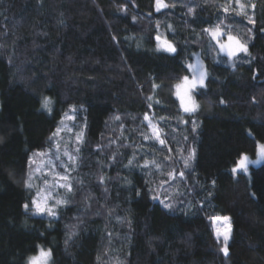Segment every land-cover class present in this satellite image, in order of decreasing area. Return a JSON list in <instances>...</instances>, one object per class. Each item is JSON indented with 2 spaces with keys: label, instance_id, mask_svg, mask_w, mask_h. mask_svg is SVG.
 <instances>
[{
  "label": "trees",
  "instance_id": "obj_1",
  "mask_svg": "<svg viewBox=\"0 0 264 264\" xmlns=\"http://www.w3.org/2000/svg\"><path fill=\"white\" fill-rule=\"evenodd\" d=\"M166 2L175 7L0 0V264H28L40 247L52 250L51 264H264V163L232 173L264 144V0H241L247 15L235 0ZM217 24L247 41L250 55H222L203 31ZM158 34L176 53L156 50ZM196 54L209 75L189 116L174 85ZM65 113L75 117L73 190L55 218L35 215L23 207L33 199L31 160L55 151ZM217 215L231 218L227 257L209 219Z\"/></svg>",
  "mask_w": 264,
  "mask_h": 264
},
{
  "label": "snow or ice",
  "instance_id": "obj_2",
  "mask_svg": "<svg viewBox=\"0 0 264 264\" xmlns=\"http://www.w3.org/2000/svg\"><path fill=\"white\" fill-rule=\"evenodd\" d=\"M235 3L239 5L240 11L237 13L238 15H247L245 11V5L241 3V0H235ZM155 10L157 12H160L162 9H166L169 7H175V4H169L166 2V0H155ZM254 8L255 5H252ZM121 10L126 11V7H121ZM229 9L228 7L224 8V11L227 12ZM193 9H189V12H192ZM151 15V13H149ZM135 19V18H134ZM248 23L255 24V20L251 17L248 18ZM157 28H159V23H157ZM169 29L171 26H168ZM203 31L207 32L213 40L216 41V44L219 47V50L223 52L225 55L229 57V59H235L238 54L249 53V47L247 41H242L237 36L233 35L230 30L225 31L224 28L221 27L220 24H217L211 29H204ZM251 29H248V32L251 33ZM226 36V40H222L221 38ZM157 41L156 50L157 51H165L168 53H176L177 48L174 45V43L169 40L166 36L162 34H158L155 37ZM187 69L191 73V75H185L181 78H179L178 82L174 85L175 88V96L179 100V106L180 109L187 113L189 116H193L195 113H197L200 109V104L197 103L195 96L202 94V89L206 87V80L208 78V72L204 68L203 64L200 61H197L195 64L189 63L187 64ZM153 87H158V85H153ZM149 100L152 99V97H148ZM52 101L48 97H44L42 100V108H44L46 111L51 112L52 109L50 107ZM156 103H160V101H156ZM220 103H225L224 100H221ZM152 105L150 104L149 107ZM73 111H76L75 107L73 106ZM65 118L67 119H74V116H68L67 113H65ZM118 120L119 117H116ZM161 119H164L161 117ZM144 120L148 122V126L151 130L152 136L151 138H154L157 140L161 145L165 144V140L161 138L162 129H160L156 124L152 123L151 118L148 116V114L144 115ZM189 121H185V123H188ZM62 123V122H61ZM191 123L193 124V131L196 130L197 122L195 120H192ZM62 131V129H57L56 132L52 134L53 137H56L59 135V132ZM71 131V130H69ZM145 139H149L150 137L145 136ZM51 139V138H50ZM76 139L78 142H83V132H80L76 135ZM258 151L257 156L264 160V144L257 145ZM57 151H59L60 145H56ZM76 151H79V148L76 149ZM66 156L69 157V160H71L73 163L75 162L76 158L69 154L68 152L64 153ZM40 156L48 155V153H39ZM195 156L194 150L190 153L189 157L185 159V167L189 166V161L193 159ZM59 159V156L56 157ZM256 163L257 161H250V158L246 153H242L240 159L236 163V165L232 168V173L237 174L238 172H247L248 171V163ZM31 163H35V161H31ZM152 164H156L155 161L151 162ZM129 164H132V161L129 160ZM148 166V162L145 163L144 167ZM158 168L160 167L158 164L156 165ZM36 171H40L39 168L36 169ZM181 177H183L184 173L181 172L179 174ZM168 176L170 178H175L172 172L168 173ZM69 177L67 175H62L60 173L54 174V181L59 184L60 188L66 189L68 192H72L73 187L69 181ZM31 180V175L29 176V181ZM101 182H103L104 178L100 177ZM60 181H64V183H59ZM45 183H47V180H45ZM130 183V181H129ZM213 184H215V181H213ZM34 185L30 182H26V187L31 189ZM43 191V190H41ZM51 193H48L47 195H41V192L37 193L38 198H33L31 200V205L28 203H25L23 205L25 211H28L30 207L33 209V214L35 215H47L49 217L55 218L57 216V212L54 210L57 206H63L68 203V200L64 198H56L54 204L49 203V197ZM154 199L158 197H153ZM163 203V201H161ZM166 208H172L171 204H165ZM209 219L212 222L213 232L215 235V238L217 240V243L222 244V247L220 248V251L223 252V254L227 257L229 256V241L232 236V223L231 218L228 216H213L209 217ZM67 243V240L65 241ZM52 258V250L51 249H45L43 247L39 248V252L37 255H34L29 258L28 264H50Z\"/></svg>",
  "mask_w": 264,
  "mask_h": 264
},
{
  "label": "rangeland",
  "instance_id": "obj_3",
  "mask_svg": "<svg viewBox=\"0 0 264 264\" xmlns=\"http://www.w3.org/2000/svg\"><path fill=\"white\" fill-rule=\"evenodd\" d=\"M226 38L227 37L224 36L221 39L226 40ZM221 54L224 56H227L223 52H221ZM197 61H200L205 68L204 62L202 61V58L200 57L199 54L195 55L193 64H195ZM69 116H72V114H70ZM70 120L71 119H66L65 123L62 124L61 128H59V129H62V131H60L59 135L56 136L57 140L54 144L55 151H49V150L42 151L43 153H48V155H45V156L38 155L39 153H42V152H38L33 155L32 160H31V161H35V163H31L30 165L31 171L29 173V176L31 175V180L29 181V176H28V182L34 185L30 189L32 191L33 198H38L37 196L38 192H41V195H47L48 193H51L49 197L50 204H54L56 198H64V196L68 193L66 189L60 188L59 184L54 181V174L60 173L62 175H67L69 177L68 174L71 168L70 163L72 161L69 160V157L66 156L64 153L68 152L69 154H71L68 151V148H69L68 146L71 143H73V140H72L73 137L71 136L72 133L71 131H69L71 129L67 123ZM146 123L148 125L147 121ZM152 123L155 124L154 121H152ZM161 138H162V135H161ZM76 142L78 141L76 137L74 136V144ZM57 144L60 145L59 151H57V148H56ZM259 144H263V143H259ZM257 151H258V148H257ZM57 156H59V159L56 158ZM248 157L250 158V161H257L256 163L249 162L248 168L251 166H259L264 163V160L260 159L257 155L255 158H252L250 156ZM37 168H39L40 171H36ZM45 180H47V183H45ZM59 183H64V181H60ZM68 183L70 182L68 181ZM50 264H51V261H50Z\"/></svg>",
  "mask_w": 264,
  "mask_h": 264
}]
</instances>
